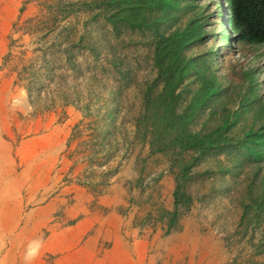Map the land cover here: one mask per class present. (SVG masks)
Wrapping results in <instances>:
<instances>
[{"label": "rangeland", "instance_id": "obj_1", "mask_svg": "<svg viewBox=\"0 0 264 264\" xmlns=\"http://www.w3.org/2000/svg\"><path fill=\"white\" fill-rule=\"evenodd\" d=\"M170 3L149 9L147 16L156 21L138 31L120 23L112 29L106 18L116 7L109 0H0L3 264H25L7 250L25 254L29 242H43L57 228L63 231L64 264H73L72 254L85 247L96 264H264V163L256 164L238 144L257 128L254 103L189 171L166 232L178 167L188 156L170 147L151 152L154 136L137 139L131 126L138 114L140 119L147 84L156 78L153 42L184 30L196 13L206 18L184 57L198 66L210 52L207 65L228 92L198 110L191 131L214 132L221 105L230 108L236 101L240 71L257 77L264 101V46L220 41L222 20L215 16L224 12L222 0ZM197 81L194 72L186 76L177 110L187 105ZM153 86L158 90L162 83ZM10 178L35 182L36 195L22 208L18 226L31 211L33 225L41 227L38 210L50 208L36 235L1 234L15 218L5 210L13 193ZM51 259L43 258L47 264Z\"/></svg>", "mask_w": 264, "mask_h": 264}, {"label": "trees", "instance_id": "obj_2", "mask_svg": "<svg viewBox=\"0 0 264 264\" xmlns=\"http://www.w3.org/2000/svg\"><path fill=\"white\" fill-rule=\"evenodd\" d=\"M109 1L116 7V10L106 18L113 30L117 27L114 25L120 23L125 24L130 30L139 31L156 21L147 16L149 9L172 5L171 0ZM214 5L219 7L217 3ZM195 7L192 3L191 9ZM222 8L223 14L217 13L215 16L216 19L222 20L219 24V28L224 32V36L220 38L221 42L235 41L242 45L264 46V0H222ZM116 16H119V20H114ZM205 22V16L196 13L184 30L171 32L165 37L160 36L153 42L152 64L156 69V78L147 84L142 94L140 119L138 114L131 125L132 133L137 139L144 140V134H148L151 138L154 136L153 140L156 141L149 144L151 152L166 151L170 147L174 152L188 156V159L178 167L177 183L172 192L173 211L169 214L166 232L170 230L171 224L176 219L178 192L180 185L187 179L189 171L200 157L218 147L223 129L227 128L228 124H233L239 118V113L246 112L253 103L254 114L258 118L257 128L255 131L245 132L243 136L246 141L240 140L238 144L246 148L248 155L256 164L264 163V101L258 97L257 77L251 71H240L243 82L233 88L236 101L230 108L221 105L222 119L213 129L214 132L205 134L193 132L189 128V123L204 104L211 98H219L220 92H228L227 86L221 84L222 82L207 65L212 55L210 52L206 54L207 57L201 56L203 60H199L198 66H192V63H195L193 58L184 57L187 46L200 39V28ZM70 65L75 66L73 62ZM191 72L196 74L197 88L187 105L177 110L184 89L183 81ZM155 82L162 83L158 90L153 89ZM242 85L245 86L243 92L239 90ZM141 121L147 123L146 126L143 124L140 127L144 136L140 134Z\"/></svg>", "mask_w": 264, "mask_h": 264}, {"label": "crops", "instance_id": "obj_3", "mask_svg": "<svg viewBox=\"0 0 264 264\" xmlns=\"http://www.w3.org/2000/svg\"><path fill=\"white\" fill-rule=\"evenodd\" d=\"M6 177H10V175H7ZM46 181V180H45ZM9 186L12 188V195L10 196V199L7 200L9 202V207L6 206L5 210H9L11 213H15L14 218V227L10 228H2L1 234H14L18 235L20 231L26 232V234L29 235H36L37 230H39L42 227V222H44L46 219L47 214H49L50 208L48 206H44L42 209L38 210L39 213H41V217H39V224L41 227H37L36 224L33 225L32 223V212H25L24 215L27 216L25 218V221H23L22 226H18L20 221H17V219L20 218L21 210L24 207L26 203H28L30 200H32L33 195L35 193V190H31V187L34 186L32 180L30 182H27V180H21L17 178H10L7 180ZM11 191H6L7 196H9V193ZM48 205V204H47ZM43 213H42V212ZM10 215V214H8ZM25 216V217H26ZM79 235V234H78ZM51 237L55 238V243H48V240L51 239ZM49 239L46 238L45 241L42 242V247L40 250L39 256L32 262V264H47L43 258L46 256V254L51 255L52 259L50 260V263L48 264H64V260L61 259L63 255H61L63 251V245H64V238H63V231L61 229H56L55 232H51ZM52 248H49V246H52ZM84 246V245H83ZM85 247V246H84ZM19 251H22L19 250ZM18 248H9L7 250V253L15 254V257H19L20 260L24 261V253L18 255ZM23 252V251H22ZM72 257L74 260L71 261L73 264H96V255L94 252L90 253V250H88L86 247L79 249V251L72 254ZM104 263V262H103Z\"/></svg>", "mask_w": 264, "mask_h": 264}, {"label": "clouds", "instance_id": "obj_4", "mask_svg": "<svg viewBox=\"0 0 264 264\" xmlns=\"http://www.w3.org/2000/svg\"><path fill=\"white\" fill-rule=\"evenodd\" d=\"M41 247V240L37 239L29 242L24 255L25 264H32V262L39 256ZM0 264H3L2 260H0Z\"/></svg>", "mask_w": 264, "mask_h": 264}]
</instances>
